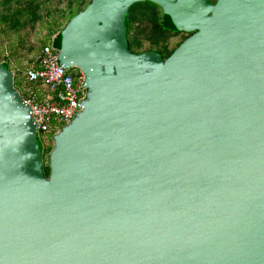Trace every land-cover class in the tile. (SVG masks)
Masks as SVG:
<instances>
[{
  "label": "water",
  "instance_id": "1",
  "mask_svg": "<svg viewBox=\"0 0 264 264\" xmlns=\"http://www.w3.org/2000/svg\"><path fill=\"white\" fill-rule=\"evenodd\" d=\"M138 1L190 33L166 58ZM53 46L85 94L48 174L0 62V264H264V0H90Z\"/></svg>",
  "mask_w": 264,
  "mask_h": 264
},
{
  "label": "trees",
  "instance_id": "2",
  "mask_svg": "<svg viewBox=\"0 0 264 264\" xmlns=\"http://www.w3.org/2000/svg\"><path fill=\"white\" fill-rule=\"evenodd\" d=\"M89 2L90 0H0V62L13 70L14 84L22 97L39 86L38 82L28 80L26 70L30 66H38L41 48L52 42L58 46L62 28ZM125 27L131 51L154 50L163 58L190 34L175 30L170 19L163 15L160 6L151 1H138L129 6ZM176 36L180 39L171 47L169 41ZM72 71L79 74L77 69ZM56 132H52L53 137ZM52 146L53 144L46 146L43 143V155L45 152L49 155ZM48 155L44 168L46 174L49 171Z\"/></svg>",
  "mask_w": 264,
  "mask_h": 264
},
{
  "label": "built area",
  "instance_id": "3",
  "mask_svg": "<svg viewBox=\"0 0 264 264\" xmlns=\"http://www.w3.org/2000/svg\"><path fill=\"white\" fill-rule=\"evenodd\" d=\"M26 73L28 80L39 84L37 89L30 91L23 98L31 106L42 140V135L56 132L77 113L85 94L83 76L80 72L77 74L59 64L58 49L52 43H47L41 48L38 66L28 67ZM40 88L44 94L39 95ZM53 121L59 125H53Z\"/></svg>",
  "mask_w": 264,
  "mask_h": 264
},
{
  "label": "rangeland",
  "instance_id": "4",
  "mask_svg": "<svg viewBox=\"0 0 264 264\" xmlns=\"http://www.w3.org/2000/svg\"><path fill=\"white\" fill-rule=\"evenodd\" d=\"M87 1V0H86ZM59 39V38H58ZM57 39V40H58ZM180 39V37L179 36H176V37H174V38H172L170 41H169V45L172 47L174 44H175V42H177L178 40ZM56 40V41H57ZM53 43V42H52ZM57 48H58V46H57ZM42 89H43V87H42ZM41 88L40 89H38V92H39V95H41V94H44L43 93V91H41L42 90ZM52 124L53 125H56V126H58L59 125V123H57V122H52ZM53 136H52V134H51V132H47L46 133V135H42V141H43V143L46 145V146H48V145H51V144H53V138H52ZM47 155H48V152H45L44 153V160H45V162H47L46 161V159H47Z\"/></svg>",
  "mask_w": 264,
  "mask_h": 264
}]
</instances>
